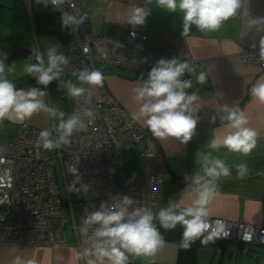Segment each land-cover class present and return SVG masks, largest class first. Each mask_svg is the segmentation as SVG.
Masks as SVG:
<instances>
[{
  "label": "clouds",
  "instance_id": "obj_1",
  "mask_svg": "<svg viewBox=\"0 0 264 264\" xmlns=\"http://www.w3.org/2000/svg\"><path fill=\"white\" fill-rule=\"evenodd\" d=\"M62 2L63 0H36L38 4L45 7L51 5L53 8H57ZM155 4L164 12L182 13L183 35L187 36L192 26L202 33L218 31L225 21L237 14L242 0H155ZM151 13L152 9L149 7H134L128 22L134 27L143 26ZM83 21V18L67 16L61 20V27H68L71 23L79 25ZM261 41L264 43V37ZM32 57L35 63L26 64L23 71L35 80L36 85L43 87L18 88L8 78L15 62L7 64V53L0 52V122L7 119L22 123L43 112L58 123L54 127L42 129L35 146L37 150L57 149L69 144L74 132L86 130L82 116L94 118V113L85 108L82 113H73L65 118L63 110L51 105L48 86L56 81L57 89H65L70 98L82 97L86 92L91 95V88L103 86L104 74L99 70L84 68L72 73L77 82L62 80L69 59L58 52L56 46L49 47L46 52L37 50L32 53ZM193 72L192 65L179 57L157 60L148 71L147 78H141V83L133 89L132 99L139 107L132 119L138 122L142 120L157 138L174 137L181 144L189 143L196 134L199 122V116L194 114L198 111V107L194 106L197 96L187 91L193 87V80L184 78L186 73ZM195 79L198 84L203 85L206 74L200 72ZM250 94L264 104V82L253 85ZM223 111L226 115L221 119L228 132L222 138L213 137L210 140L208 148L212 151L205 153L198 150L195 153V163L199 168L183 177L191 203L170 199L165 207L154 212L150 208L134 206L138 204V200L127 194H117L111 203L101 202L97 210L85 217L80 231L87 235L89 228L94 227V233L91 247L79 252L78 259L87 255L94 257L88 259L87 264H130V257L154 256L165 243L161 228L170 231L180 226L183 231L179 248L183 250H189L197 240L202 245H207L229 234L222 220L211 218L209 205L222 178L232 176V167L212 153L224 147L247 156L256 146L258 133L247 127L248 118L240 108L225 106ZM211 119L215 121V117ZM76 171L75 167L70 170L72 173ZM248 174L246 163L236 165L237 179L242 180ZM12 264L36 262L17 256Z\"/></svg>",
  "mask_w": 264,
  "mask_h": 264
},
{
  "label": "built area",
  "instance_id": "obj_2",
  "mask_svg": "<svg viewBox=\"0 0 264 264\" xmlns=\"http://www.w3.org/2000/svg\"><path fill=\"white\" fill-rule=\"evenodd\" d=\"M53 9L61 20L67 16L84 20L79 25L71 23L65 27L68 37L64 54L69 64L62 80L84 68L103 73L118 66L140 67L151 59L150 53L141 50L145 35L136 26L129 24L115 34L94 33L75 0H63ZM261 38L255 45L243 47L237 53L241 62L264 68ZM188 62L194 72L197 66L202 65V61L193 59H188ZM97 63H100L98 67ZM90 91L91 95L86 92L82 97L70 98L64 89V96L71 102L65 118L73 113H82L85 108L94 113V118L82 116L86 130L74 132L69 144L52 150H37L38 134L45 128L27 121L16 122L13 134L0 138V244L62 245L67 239L64 230L67 211L70 219L67 227L72 230L75 250L83 252L91 247L94 233V227L89 228L87 235L80 231L85 217L97 210L101 202L111 203L117 194H127L138 200L134 206L156 212L159 186L167 172L163 152L147 128L132 119L104 83ZM54 126L53 122L49 124V127ZM120 132L126 135V142L139 144L137 150L142 155L140 174L127 173L121 161H117L123 151L122 142L117 138ZM56 161L65 204L60 197ZM73 167L77 170L75 173L70 172ZM211 218L222 220L228 230L227 236L219 238L225 240L227 250L234 249L239 243H264V224Z\"/></svg>",
  "mask_w": 264,
  "mask_h": 264
},
{
  "label": "crops",
  "instance_id": "obj_3",
  "mask_svg": "<svg viewBox=\"0 0 264 264\" xmlns=\"http://www.w3.org/2000/svg\"><path fill=\"white\" fill-rule=\"evenodd\" d=\"M75 1L94 33L105 32L111 26L117 27L116 33L120 32L130 24L128 17L134 7L152 9L146 23L136 28L145 35L141 50L150 53L151 59L155 60L136 68L118 66L103 72L104 85L131 116L139 107L132 99L133 89L141 83V78H147L148 71L157 60L176 56L181 60L202 61L194 73L184 77L193 80V87L187 91L197 96L194 106L198 107V111L194 114L199 116L196 134L189 143L181 144L174 137L157 138L142 120L139 121L153 136L166 161L167 172L160 183L157 209L166 195L171 196L167 202L171 199L191 203L183 177L199 168L195 163V153L198 150L205 153L212 151L208 148L210 140L213 137L222 138L228 132L221 119L226 115L223 108L235 106L248 118L247 127L257 131V143L247 156L224 147L213 151L214 156L232 167V176L222 178L219 183L209 205L210 213L214 217L264 224V104L250 94L253 85L264 82V68L241 62L237 57L243 47L255 45L257 39L264 36V0H242L237 14L225 21L218 31L202 33L192 26L187 36L183 35L182 13L164 12L156 7L155 0ZM43 9L46 8L36 0H0V40L10 44L4 48L0 44V52L7 53V58L15 51L20 57H32L34 51L46 52L49 47L56 46L58 52L64 53V42L59 35L35 33L33 30L31 14ZM200 72L206 74L203 85L195 79ZM212 117H215L214 122ZM15 125V121L7 119L0 122V138L12 135ZM47 125L49 127V120ZM241 162L246 163L249 169V174L242 180L236 177V165ZM22 250L21 247L10 249L0 244V261L10 264L17 254L24 260H34L36 264H87L88 259H94L87 255L78 259L77 252L61 248L57 250L59 256L55 260H51L50 255L31 259ZM5 252L14 255V258L5 255ZM200 260L197 262L203 264Z\"/></svg>",
  "mask_w": 264,
  "mask_h": 264
},
{
  "label": "rangeland",
  "instance_id": "obj_4",
  "mask_svg": "<svg viewBox=\"0 0 264 264\" xmlns=\"http://www.w3.org/2000/svg\"><path fill=\"white\" fill-rule=\"evenodd\" d=\"M44 8H47V7L44 6ZM0 44L2 48H4V46H10L9 43L4 42L2 40H0ZM33 49L35 50V46H33ZM15 53H11L9 55L10 58H7L6 63L11 64L15 62V66L13 70L8 73V78L13 80L14 83L16 84L18 81H20L19 78L21 76H25V73L23 71L24 66L28 63H35V60L33 57H20V55H17V53L16 54ZM99 65L100 63L99 64L97 63V67ZM66 80H72L73 82H77L75 76H68ZM16 86L18 88H25V89L32 87V86L43 87V86L36 85V82L33 78L26 80L19 85L16 84ZM47 92L49 94L51 105L63 110L66 113L68 109L70 108L71 102L68 98L64 96V89L63 88L57 89V82L53 81L48 86ZM48 120H49V124H51V122H53L54 125L55 123H58L57 121L51 120V118H49L47 114L43 112L33 115L31 119L27 120V122L35 126L43 127L46 129V128H51V127H48L47 125ZM117 138L120 142H122V148H123V151L117 157V161H121L120 162L121 166L127 173L129 174L140 173L142 170V155L137 150V148L139 147V144L126 142L125 140H127V138L124 132L117 133ZM133 148L134 150H132ZM124 159H127V160L125 161ZM56 171H57V182L60 188L61 201H62V204H63V201L65 204L66 197H65V193L62 187V180L60 178V170H59L57 161H56ZM167 198H171V196L166 195L162 198V200H160L157 212L160 208L165 207L167 205V200H168ZM66 208H67L66 205H64L65 211H66ZM78 208H79V205L77 204L76 209L78 210ZM242 221H245V220H242ZM69 223H70L69 214L66 211V225L68 226ZM256 225H261V224H256ZM67 226L64 228L67 239H66V242L62 245H45V244H5V245H7V248H10V249L20 248V247L23 248L22 250L23 254L25 256H29L31 259L33 257L34 258L35 257L45 258L47 255H50V259L55 260V257L59 256V254H56L59 248L70 249L76 252L75 251V241H74V237L72 234V230L71 228ZM164 239H165V243L163 247L158 249V251L156 252L154 256L135 257V258L130 257V259L134 260V262L137 264H175L176 243L171 239H168L165 237ZM239 244L236 245L234 249L229 250L230 251L229 253H227L226 250L220 252V248L218 245L217 247L215 246V248H213V246H210V247L205 246L201 250H199L197 259L200 260L201 258L200 261L203 264H264V243L263 244H252V243L243 244V247H241L242 245L240 246ZM4 254L10 257L14 256L12 254H9L8 252H5ZM16 256H18V254ZM0 264H8V263H5L4 261H0ZM49 264H54V263L50 262Z\"/></svg>",
  "mask_w": 264,
  "mask_h": 264
},
{
  "label": "trees",
  "instance_id": "obj_5",
  "mask_svg": "<svg viewBox=\"0 0 264 264\" xmlns=\"http://www.w3.org/2000/svg\"><path fill=\"white\" fill-rule=\"evenodd\" d=\"M32 21H33V30L34 32H41L45 34H57L62 38L64 44L65 41L67 40L68 33L66 32L65 27H61V19L56 10L51 9L49 6L44 10H38L37 12H33L31 14ZM117 27H109L105 31L108 34H115V29ZM165 59V58H164ZM155 59H149L146 61L144 64L147 62H150ZM188 61V60H187ZM189 74H185L187 76ZM32 77H29L27 75L21 76L16 84L19 85L22 82L31 79ZM126 160V159H125ZM160 190V186H159ZM161 233L165 238L171 239L176 243V259H175V264H199L197 261V256L199 253V250H201L203 247L207 246H215L217 245L220 248V252L226 250L227 253L230 251L227 250L226 243L223 239H217L215 243H209L207 245H202L199 240H197L195 243L192 244V247L189 250H183L179 248V241L181 239V233L183 229L180 226H177L175 230H170V231H165L164 229H160ZM240 246L243 244H239ZM132 264H137L134 262V260L131 259Z\"/></svg>",
  "mask_w": 264,
  "mask_h": 264
}]
</instances>
